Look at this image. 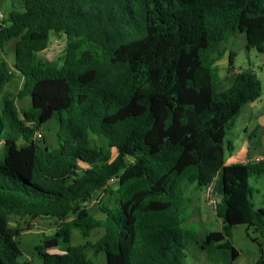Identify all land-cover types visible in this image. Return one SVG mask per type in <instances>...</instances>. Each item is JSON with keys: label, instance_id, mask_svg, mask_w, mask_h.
<instances>
[{"label": "trees", "instance_id": "obj_1", "mask_svg": "<svg viewBox=\"0 0 264 264\" xmlns=\"http://www.w3.org/2000/svg\"><path fill=\"white\" fill-rule=\"evenodd\" d=\"M0 15V264H18L16 238L35 220L56 227L36 247L42 264H92L89 250L106 264H186L187 191H204L218 173L222 227L201 241L208 260L221 250L237 258L239 225L264 243L249 182L264 163L225 165L224 149L261 81L241 69L215 91L232 34L264 55V0H0ZM51 33L65 39L58 66L40 58ZM51 120L47 145L35 135ZM111 178L117 189L103 196L114 205L100 199L97 217L88 205ZM98 229L97 241L71 245L73 230L88 239Z\"/></svg>", "mask_w": 264, "mask_h": 264}, {"label": "rangeland", "instance_id": "obj_2", "mask_svg": "<svg viewBox=\"0 0 264 264\" xmlns=\"http://www.w3.org/2000/svg\"><path fill=\"white\" fill-rule=\"evenodd\" d=\"M1 18V17H0ZM50 44L47 49L41 53L40 58L43 62L50 64L59 65L60 60L65 51V39L63 36H55L54 33L50 34L49 37ZM13 47V42L5 46V51L7 55L5 56L8 62H11V48ZM224 50L223 57L215 62V67L218 70V74L223 77L226 74V68L229 66L228 54L230 51L236 53L234 59V66L236 69L253 68L258 74V78L263 86L262 94L264 96V55L258 54L255 50H246L244 35L235 33L230 36V38L222 45ZM261 71H260V70ZM227 87H226V86ZM229 85V86H228ZM224 80H219L215 84V91L221 93L230 87V84ZM21 82L16 84V88H20ZM225 86V87H224ZM15 86H11L10 91L15 94ZM29 104V98H25L21 101H17L19 107H27ZM243 112L240 117L236 118V126L234 129H229L227 131L226 138L224 140L225 157L228 159L229 151L227 149V142L230 141L234 144L236 149H239L242 145L243 140H248L250 150L253 153L261 152L260 149L256 147L257 138L251 137L250 139H244L240 128L243 125ZM55 122L54 120L49 121L47 124L41 126L38 132L41 133V137L35 135L36 139L44 138L45 144H50L55 137ZM260 139V138H259ZM42 142V140L40 141ZM98 144V141L96 142ZM242 148V147H241ZM250 184L253 186L254 191L252 193V201L255 205V209H264V173L252 177L249 180ZM112 191L117 189V184L114 183L110 186ZM221 182L218 181L214 188L212 189L213 195L217 201L221 197ZM205 190L200 191L196 189H189L187 191L188 197L191 199V207L189 210L190 216L185 223L186 229V264H255L260 259H264V243L257 233H255L251 228L245 225H239L231 230V244L238 252V256L235 260L231 261L230 253L228 250H221L216 253L213 257L214 262L208 260L206 253L201 249V241L208 232L220 231L222 224L221 220L217 217L215 209L212 208L208 202L205 200ZM102 199V203L107 205V207H113L115 197L101 194H97L94 200L88 205V211L100 216L98 206L99 201ZM30 230L23 232L19 237L16 238L19 249L21 250L22 256L18 261V264H42L41 257L39 256L36 247L41 244L42 241L50 239L54 236L55 223L51 220H35L29 221ZM103 231L101 229L94 230L88 239L81 237L78 230H73L71 233V245L78 246L85 241L95 242L101 238ZM255 240V241H253ZM48 252L58 253L56 249H51ZM87 258L92 262V264H106L105 256L103 253H94L93 250L86 252ZM220 259V261H216Z\"/></svg>", "mask_w": 264, "mask_h": 264}, {"label": "crops", "instance_id": "obj_3", "mask_svg": "<svg viewBox=\"0 0 264 264\" xmlns=\"http://www.w3.org/2000/svg\"><path fill=\"white\" fill-rule=\"evenodd\" d=\"M262 62L264 63V59L262 60ZM250 69L258 77V74L256 73L255 69L253 68ZM240 70L241 68L236 69L235 67H233L229 71V69L226 68V74L223 75V77L219 75L220 76L219 80L221 79L223 81L225 80L227 82V85L230 84L231 86V84L234 81L235 75ZM262 90H263V86H262ZM242 112H243L242 116L244 118L243 121L245 120L246 122H244L243 125L241 126L240 132L242 133V136H244V139L245 138L250 139L251 137L257 138L258 141L256 147L260 149L261 152L255 151V153H253V151H251L250 147L248 146L249 144L248 140L247 141L243 140L242 145L240 146L239 149H236V147H234V144L228 141L227 148L229 151V155H228V159H226L225 157V165H234V164L247 163V162L264 163V96L263 94L261 95L260 99H258L257 101L243 106L238 117H240ZM235 126H236V120L234 121L230 129H234ZM255 159H259L260 161H255ZM218 181H220V173L216 174L213 178V184H212L213 188Z\"/></svg>", "mask_w": 264, "mask_h": 264}, {"label": "built area", "instance_id": "obj_4", "mask_svg": "<svg viewBox=\"0 0 264 264\" xmlns=\"http://www.w3.org/2000/svg\"><path fill=\"white\" fill-rule=\"evenodd\" d=\"M1 17V15H0ZM36 136H38V138L41 137L40 133H37ZM255 161H260L259 159H255ZM117 182V178H111L107 181L106 185L104 186V188L99 192V194H101L103 196V192L106 188H108L109 186H111L112 184ZM213 182L211 183V185H209L206 189H205V200L208 202V204L216 209V206L218 204L217 199L215 198V195H213V186H212Z\"/></svg>", "mask_w": 264, "mask_h": 264}, {"label": "water", "instance_id": "obj_5", "mask_svg": "<svg viewBox=\"0 0 264 264\" xmlns=\"http://www.w3.org/2000/svg\"><path fill=\"white\" fill-rule=\"evenodd\" d=\"M11 224V226H14L15 224L14 223H10Z\"/></svg>", "mask_w": 264, "mask_h": 264}]
</instances>
